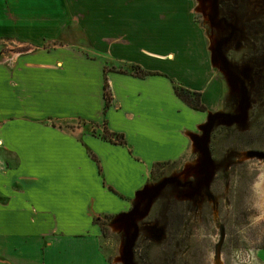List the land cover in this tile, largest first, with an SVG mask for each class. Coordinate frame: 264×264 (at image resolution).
Wrapping results in <instances>:
<instances>
[{
	"label": "crops",
	"instance_id": "0c3cea01",
	"mask_svg": "<svg viewBox=\"0 0 264 264\" xmlns=\"http://www.w3.org/2000/svg\"><path fill=\"white\" fill-rule=\"evenodd\" d=\"M228 95L194 0H0V264H114L102 217L196 155Z\"/></svg>",
	"mask_w": 264,
	"mask_h": 264
},
{
	"label": "rangeland",
	"instance_id": "374dc122",
	"mask_svg": "<svg viewBox=\"0 0 264 264\" xmlns=\"http://www.w3.org/2000/svg\"><path fill=\"white\" fill-rule=\"evenodd\" d=\"M194 4L228 84V106L218 112L227 117H216L208 131L206 124L202 143L194 137L198 148L189 160L157 166L129 212L102 217L114 264H262L264 0Z\"/></svg>",
	"mask_w": 264,
	"mask_h": 264
},
{
	"label": "trees",
	"instance_id": "16d2710c",
	"mask_svg": "<svg viewBox=\"0 0 264 264\" xmlns=\"http://www.w3.org/2000/svg\"><path fill=\"white\" fill-rule=\"evenodd\" d=\"M123 72V70H120ZM134 73L137 75H147V74H152L154 72L151 71H146L143 68H141L140 66H135L134 67ZM175 91L177 93V95L182 98L186 103H188L190 106H192L195 109L198 110H205L206 107L202 104L201 102V96L199 92H192L182 86H178V85H174ZM104 96H105V100H106V109L109 107L111 100H112V93L111 90L109 88V84L107 81V78L105 80L104 83ZM192 96L195 100H192ZM102 137L109 139L111 141H115L118 143H122L124 144L126 141L124 139V136L121 134H117V133H113L110 132L107 128L105 129L104 133L102 134ZM163 165V163H158L156 164L157 166ZM104 232V229H103Z\"/></svg>",
	"mask_w": 264,
	"mask_h": 264
},
{
	"label": "water",
	"instance_id": "95a60500",
	"mask_svg": "<svg viewBox=\"0 0 264 264\" xmlns=\"http://www.w3.org/2000/svg\"><path fill=\"white\" fill-rule=\"evenodd\" d=\"M246 103H247V95H246V90L245 88H242V105H243V108L245 109L246 107ZM219 116H222V117H227V115L225 114H219V113H215L213 114L210 118H209V122L207 123V131L208 129L210 128V126L212 125V122L213 120L216 118V117H219ZM231 120H237L240 118V116H230L229 117ZM206 127V125H205ZM205 130V129H204ZM205 133H206V130H205ZM255 154H258L255 152ZM263 155V154H262Z\"/></svg>",
	"mask_w": 264,
	"mask_h": 264
},
{
	"label": "bare ground",
	"instance_id": "6f19581e",
	"mask_svg": "<svg viewBox=\"0 0 264 264\" xmlns=\"http://www.w3.org/2000/svg\"><path fill=\"white\" fill-rule=\"evenodd\" d=\"M195 139H196V142H200V137L199 136H196Z\"/></svg>",
	"mask_w": 264,
	"mask_h": 264
}]
</instances>
